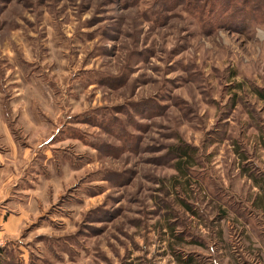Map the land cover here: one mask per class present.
<instances>
[{"label": "rangeland", "instance_id": "374dc122", "mask_svg": "<svg viewBox=\"0 0 264 264\" xmlns=\"http://www.w3.org/2000/svg\"><path fill=\"white\" fill-rule=\"evenodd\" d=\"M261 95L264 0H0V207L25 213L0 264H175L166 226L227 199L264 224Z\"/></svg>", "mask_w": 264, "mask_h": 264}, {"label": "crops", "instance_id": "0c3cea01", "mask_svg": "<svg viewBox=\"0 0 264 264\" xmlns=\"http://www.w3.org/2000/svg\"><path fill=\"white\" fill-rule=\"evenodd\" d=\"M1 194L0 205L11 196V191L4 197L5 200ZM261 196V193H256L251 206L254 211L263 214L264 199ZM228 201L229 199L214 210L208 223L203 222L205 220H201L198 215H193V218L197 217L199 220L198 228H194L193 234L185 230L179 231L178 226L172 224L166 226L168 251L175 264H264V224L253 213L245 214L244 218L241 202L229 205ZM7 210H10V205L0 207L1 240L16 234L24 225L25 213L8 216ZM242 218L247 222L242 223ZM232 221L237 225L241 223L240 228L235 229Z\"/></svg>", "mask_w": 264, "mask_h": 264}, {"label": "trees", "instance_id": "16d2710c", "mask_svg": "<svg viewBox=\"0 0 264 264\" xmlns=\"http://www.w3.org/2000/svg\"><path fill=\"white\" fill-rule=\"evenodd\" d=\"M261 96L264 97V95H261ZM197 152H198V149L192 148L188 145H181L180 147L173 146L171 150V153L174 155V158L176 159V162H177L176 166L177 165L180 167L182 166V168H185V167L189 168L190 163H192L196 159ZM187 210L193 215H196V213L192 211L190 208H187Z\"/></svg>", "mask_w": 264, "mask_h": 264}]
</instances>
